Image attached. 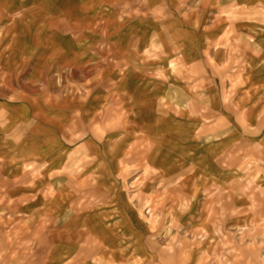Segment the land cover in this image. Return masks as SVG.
Listing matches in <instances>:
<instances>
[{"label":"clouds","instance_id":"obj_1","mask_svg":"<svg viewBox=\"0 0 264 264\" xmlns=\"http://www.w3.org/2000/svg\"><path fill=\"white\" fill-rule=\"evenodd\" d=\"M0 264H264V0H0Z\"/></svg>","mask_w":264,"mask_h":264}]
</instances>
